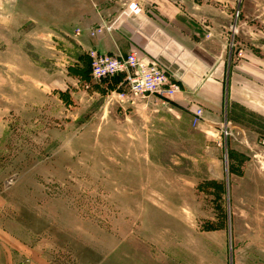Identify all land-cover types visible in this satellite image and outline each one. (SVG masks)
Masks as SVG:
<instances>
[{
	"label": "rangeland",
	"instance_id": "rangeland-1",
	"mask_svg": "<svg viewBox=\"0 0 264 264\" xmlns=\"http://www.w3.org/2000/svg\"><path fill=\"white\" fill-rule=\"evenodd\" d=\"M175 1L222 53L218 116L112 99L91 50L23 21L49 0H0V264H264V103L231 86L245 65L264 94V0Z\"/></svg>",
	"mask_w": 264,
	"mask_h": 264
},
{
	"label": "crops",
	"instance_id": "crops-1",
	"mask_svg": "<svg viewBox=\"0 0 264 264\" xmlns=\"http://www.w3.org/2000/svg\"><path fill=\"white\" fill-rule=\"evenodd\" d=\"M131 0H49L43 7L23 10L24 22L45 23L49 35H61L76 41L82 51L97 50L110 56H126L137 52L147 60H155L174 74L181 82L183 92L176 100L186 104H197L205 108L211 116L219 115L223 101V80L225 62L222 53L208 42H199L196 33L181 14L175 0H158L153 5L142 2L143 14L124 18L121 12ZM15 7V3L13 4ZM112 25L94 38L84 31L89 28ZM82 30V33L74 32ZM84 32V33H83ZM245 65L239 67L231 80L232 95L236 91L243 100L264 103V94L250 98V92L241 88L238 92L234 85L255 81L260 71L247 72ZM262 90V89H261ZM241 98V99H242ZM245 98V99H244ZM234 99V98H233ZM234 102H239L237 99ZM259 99V100H257ZM237 100V101H236ZM263 106V105H262Z\"/></svg>",
	"mask_w": 264,
	"mask_h": 264
},
{
	"label": "built area",
	"instance_id": "built-area-1",
	"mask_svg": "<svg viewBox=\"0 0 264 264\" xmlns=\"http://www.w3.org/2000/svg\"><path fill=\"white\" fill-rule=\"evenodd\" d=\"M142 7L136 2L127 6L124 14L137 16L142 14ZM112 25L101 27L95 31V35H101L105 31H111ZM91 75L97 81H104L114 77H121L120 91L111 94V98L118 100L143 99L156 97L163 101H171L180 92V86L170 72L160 66L154 60H147L137 52H131L126 56H110L91 50ZM111 99V100H112ZM203 111L196 110L193 116V124L198 125L202 120Z\"/></svg>",
	"mask_w": 264,
	"mask_h": 264
},
{
	"label": "trees",
	"instance_id": "trees-1",
	"mask_svg": "<svg viewBox=\"0 0 264 264\" xmlns=\"http://www.w3.org/2000/svg\"><path fill=\"white\" fill-rule=\"evenodd\" d=\"M118 79H120L121 80V77H114V78H112V79H108L109 81H112V80H118ZM105 81V80H104Z\"/></svg>",
	"mask_w": 264,
	"mask_h": 264
}]
</instances>
